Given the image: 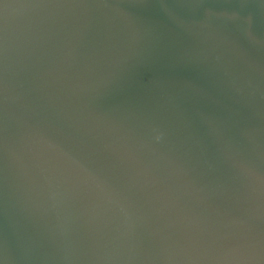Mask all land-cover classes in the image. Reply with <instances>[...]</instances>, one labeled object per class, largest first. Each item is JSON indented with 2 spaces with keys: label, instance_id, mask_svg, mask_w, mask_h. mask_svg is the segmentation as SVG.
Returning a JSON list of instances; mask_svg holds the SVG:
<instances>
[{
  "label": "water",
  "instance_id": "water-1",
  "mask_svg": "<svg viewBox=\"0 0 264 264\" xmlns=\"http://www.w3.org/2000/svg\"><path fill=\"white\" fill-rule=\"evenodd\" d=\"M0 264H264V0H0Z\"/></svg>",
  "mask_w": 264,
  "mask_h": 264
}]
</instances>
